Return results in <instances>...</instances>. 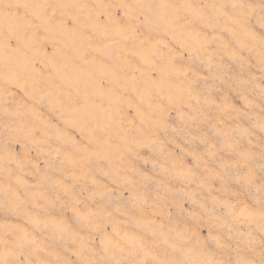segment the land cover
<instances>
[{"label":"rangeland","instance_id":"obj_1","mask_svg":"<svg viewBox=\"0 0 264 264\" xmlns=\"http://www.w3.org/2000/svg\"><path fill=\"white\" fill-rule=\"evenodd\" d=\"M0 264H264V0H0Z\"/></svg>","mask_w":264,"mask_h":264}]
</instances>
